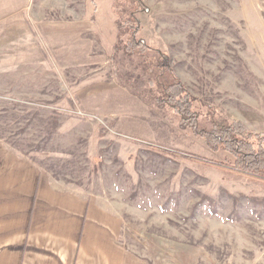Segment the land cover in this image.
<instances>
[{
    "label": "rangeland",
    "instance_id": "1",
    "mask_svg": "<svg viewBox=\"0 0 264 264\" xmlns=\"http://www.w3.org/2000/svg\"><path fill=\"white\" fill-rule=\"evenodd\" d=\"M142 1L139 38L167 53L199 122L213 111L264 145V0ZM133 8L0 0V138L117 203L122 240L150 264H264V179L211 164L235 156L156 103L119 37Z\"/></svg>",
    "mask_w": 264,
    "mask_h": 264
},
{
    "label": "crops",
    "instance_id": "2",
    "mask_svg": "<svg viewBox=\"0 0 264 264\" xmlns=\"http://www.w3.org/2000/svg\"><path fill=\"white\" fill-rule=\"evenodd\" d=\"M120 207L0 138V264H150L122 240Z\"/></svg>",
    "mask_w": 264,
    "mask_h": 264
},
{
    "label": "trees",
    "instance_id": "3",
    "mask_svg": "<svg viewBox=\"0 0 264 264\" xmlns=\"http://www.w3.org/2000/svg\"><path fill=\"white\" fill-rule=\"evenodd\" d=\"M126 1L134 3L135 8L129 13L128 11L124 12L127 13V16L118 20L119 37L131 33L123 47L129 54L137 56L146 69H151L152 83L156 84L159 90L158 94L153 93L156 103L161 107L172 106L180 116L183 127L197 128L201 125V133L209 145L222 146L235 156L234 165L211 164L251 178L264 179V145L262 140L255 139L258 138V135L249 131L242 123L227 120L213 111H209L203 116V122H199L197 114L192 110L193 103L197 102V99L191 96L187 86L169 69L167 53L146 44L139 38V20L135 13L143 9L145 4L142 0ZM122 45L123 42L119 38L116 49ZM255 142H257L256 146ZM11 145L13 146V144Z\"/></svg>",
    "mask_w": 264,
    "mask_h": 264
}]
</instances>
